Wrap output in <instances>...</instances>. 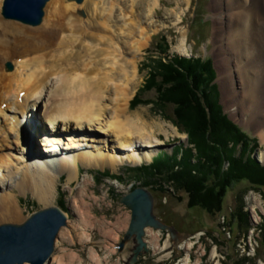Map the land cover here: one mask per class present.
I'll return each mask as SVG.
<instances>
[{
    "label": "rangeland",
    "instance_id": "obj_1",
    "mask_svg": "<svg viewBox=\"0 0 264 264\" xmlns=\"http://www.w3.org/2000/svg\"><path fill=\"white\" fill-rule=\"evenodd\" d=\"M157 1L159 4L156 7H154L155 0L117 1V12L113 16V24L118 29V26L123 24L124 15L131 14L134 8L132 3L135 2L137 13L131 19L139 23L140 28L146 30L145 35L150 37L148 45L142 51H135L132 45L134 38H131L128 46H124L123 56L125 55L128 60L137 61L138 72L134 85L136 90L127 114L134 119L140 118L149 131L154 129L152 136L157 142L152 143L156 146L152 158L143 159L138 165L128 163L116 170L106 168L87 171L79 162L78 179L70 185L67 176L62 175L57 181L54 201L49 206L37 200L31 193L23 194L13 189L12 193L18 198L24 219L21 222L4 221L0 225L22 224L32 214L50 207H59L68 218L67 226L61 229V231L65 229L64 235H60L61 231L59 232L56 249L49 264H55L53 263L55 256L60 257L62 264H126L132 255L135 243L131 240L123 248H119L132 218V212L121 202V199L139 187L153 192L154 213L162 222L176 229L177 240H173L168 230L148 228L158 233L160 240L156 245H151L148 229L146 230L145 241L148 243L149 252L140 257L138 264H264V186L253 184L247 179H238L228 190L222 211L209 213L199 208H189L187 194L176 190L171 183L161 181L164 180L162 177L151 176L152 170L149 168H153L159 162L157 160L162 159L161 156L170 157L167 160L168 165L174 164L172 163L174 158L183 159L187 151L191 152L193 164L197 163L199 158L198 148L190 143L188 135L180 132L174 123L164 118V115L162 116L156 109L153 102L156 98L155 91L146 93L141 91L142 103L135 106L132 104L135 96L146 84L150 72L148 68L150 60H157V57H162L166 61L173 56L212 61L216 74L212 84L216 85L217 89L214 96L221 107V114L226 115L230 122L247 133L251 139L256 140L258 146L251 154V158L264 167L262 160L264 115L260 114V123L259 121L257 124L251 123L252 112L239 109V106L235 105L231 96H227L231 91L227 80L220 79L228 67L225 65L227 56L219 49L221 25L218 24L217 16H225L226 12L219 13L217 0ZM103 3L106 1L103 0ZM77 6L79 7L77 14L80 10L86 12L80 7L82 4ZM84 18L88 19L87 12ZM43 25L44 23L38 28L42 29ZM89 32L108 36L99 29H91ZM134 36L138 38L139 27L134 28ZM39 103L43 105L45 101L40 99ZM171 113L173 114V109L169 108L168 114ZM108 114L110 115V112ZM35 115L40 120L39 125L46 136H52L54 139H60L58 135L66 137V141L56 147L60 150L57 153L40 149L41 140L43 141L44 138L36 142L38 152L44 153L43 156L51 161L67 157L78 159L82 153L105 145L108 146L107 151L109 145L110 150L112 149L113 143H104L108 137L103 131L91 128L90 132H76V127H73L74 131L70 134L61 133L45 123L41 112L35 111ZM1 121L3 124L6 123L5 126L9 123L12 125L13 122L4 117L0 119ZM34 124L38 123L36 119L31 118L29 125ZM28 134L27 130L22 131V139L25 142L22 145L18 142L0 145V154L9 156L20 170L29 163V156L33 157L27 147L28 141H25ZM6 135L4 136L7 138ZM69 138H74L76 141H69ZM110 140H113L112 137ZM137 143V149L142 150V144ZM233 146V143H229L230 148ZM235 149L239 156L242 146L237 145ZM174 168L178 170L179 167ZM229 168V162L226 160L223 171L227 173ZM21 172L22 170L12 179L6 172L3 183L0 181V187L7 189L8 186L9 191H12L10 189L13 188L15 180L21 177ZM91 254H96L98 261L92 259Z\"/></svg>",
    "mask_w": 264,
    "mask_h": 264
},
{
    "label": "bare ground",
    "instance_id": "obj_2",
    "mask_svg": "<svg viewBox=\"0 0 264 264\" xmlns=\"http://www.w3.org/2000/svg\"><path fill=\"white\" fill-rule=\"evenodd\" d=\"M102 1L49 0L42 23L32 26L7 18L6 0H0V119L13 121L12 125L8 121L7 126L0 122V145L24 144L22 131L27 130L29 136L25 141L33 156H29V163L21 168V177L15 180L12 191L8 186L7 189L0 187V224L24 219L18 198L12 193L15 189L23 194L31 193L49 206L62 175L67 176L70 185L78 179L79 162L87 171L116 170L128 163L138 165L143 159L150 160L156 152V146L152 145L157 142L152 136L154 129L149 131L140 118L127 114L136 90L138 68L135 59L131 61L123 56L124 46H128L131 38H134L135 51H142L150 37L131 19L137 13L135 2L131 14L124 15L123 24L116 29L113 16L120 0H105L107 4ZM217 3L219 13L226 12L225 16H217L221 25L219 49L227 56L225 65L228 67L226 75L222 73L220 79L227 80L231 90L227 96H231L235 105L252 112L250 122L260 123L259 116L264 115V0H217ZM81 4L88 19H83L85 11L76 13L77 5ZM158 4L155 0L154 7ZM43 23L44 27L38 28ZM138 27L137 38L134 28ZM91 29L103 30L108 36L89 32ZM40 99L45 104L41 105ZM35 111L41 112L50 128L61 133L70 134L75 127L76 132H90L91 128L103 131L108 137L104 143H113L112 149L109 145L107 151L105 145L82 153L78 159L67 157L51 161L38 152L36 142L44 138L40 149L57 153L60 150L56 147L64 143L66 137L46 136ZM31 118L38 124L30 126ZM137 142L142 144V150L137 149ZM262 160L264 163V154ZM18 168L9 156L0 154L2 183L6 172L12 179L21 171ZM64 230L60 235H64ZM147 232L150 244L156 245L159 234L151 229ZM91 255L98 261L96 254ZM53 263L62 264L60 257L55 256Z\"/></svg>",
    "mask_w": 264,
    "mask_h": 264
},
{
    "label": "trees",
    "instance_id": "obj_3",
    "mask_svg": "<svg viewBox=\"0 0 264 264\" xmlns=\"http://www.w3.org/2000/svg\"><path fill=\"white\" fill-rule=\"evenodd\" d=\"M149 63L146 84L132 104L142 103L141 91H155L156 109L180 132L188 135L199 153L195 164L191 162L190 151L183 159L174 158L172 165H168L170 157L161 156L162 159L158 158L159 162L149 168L151 176L162 177L164 180L161 181L169 182L176 190L187 194L189 208L209 213L222 211L227 192L238 179L264 186V167L251 158L258 146L256 140L221 114L214 96L217 89L212 84L216 76L212 61L173 56L168 61L157 57ZM169 108L173 109V114H168ZM229 143L234 146L230 148ZM237 145L242 146L239 156L235 149ZM226 160L230 165L227 173L223 171ZM176 166L178 170L174 168Z\"/></svg>",
    "mask_w": 264,
    "mask_h": 264
},
{
    "label": "water",
    "instance_id": "obj_4",
    "mask_svg": "<svg viewBox=\"0 0 264 264\" xmlns=\"http://www.w3.org/2000/svg\"><path fill=\"white\" fill-rule=\"evenodd\" d=\"M49 0H6L5 16L25 24L42 23L44 7ZM82 2L83 0H76ZM121 202L132 212L131 223L120 249L131 240L135 247L126 264H138L149 252L146 230L169 231L177 240L174 227L162 222L154 213L155 198L146 188H136ZM67 216L59 207H50L31 215L22 224L0 225V264H49L56 249L59 232L67 226Z\"/></svg>",
    "mask_w": 264,
    "mask_h": 264
}]
</instances>
